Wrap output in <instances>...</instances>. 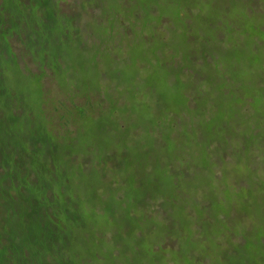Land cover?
Wrapping results in <instances>:
<instances>
[{
    "label": "trees",
    "instance_id": "obj_1",
    "mask_svg": "<svg viewBox=\"0 0 264 264\" xmlns=\"http://www.w3.org/2000/svg\"><path fill=\"white\" fill-rule=\"evenodd\" d=\"M189 1L191 7L180 0L184 31L198 18L207 35H183V43L194 46L203 35L211 51L236 57L228 77L237 78L242 92L254 88L259 73L261 97L233 99L228 77L215 65L218 54L192 57L166 41L173 51L165 55L169 73L152 87L127 89L121 78L129 51L119 55L114 47L115 55L108 44L126 42L132 50L150 44L127 29V16L132 28L143 19L159 38H169L158 27L164 17L150 18L159 0H0V264H103L119 255L133 264H239V257L250 264L252 242L264 249V233L254 236L264 209L258 169H264V137L255 138L264 131V19L249 14L260 10L264 17V0H240L244 11L237 6L232 16L230 8L212 6L198 16L206 0ZM106 16L108 27L100 23ZM250 45L257 66L249 55L238 58ZM88 60V76L99 75L96 92L76 75ZM29 63L37 73L28 72ZM154 95L166 105L148 113L155 127L134 125L142 107L152 109ZM91 102L108 117L93 119L98 128L89 140L96 146L82 141L87 131L80 119ZM94 155L96 179L85 170ZM165 239L168 249L161 247Z\"/></svg>",
    "mask_w": 264,
    "mask_h": 264
},
{
    "label": "rangeland",
    "instance_id": "obj_2",
    "mask_svg": "<svg viewBox=\"0 0 264 264\" xmlns=\"http://www.w3.org/2000/svg\"><path fill=\"white\" fill-rule=\"evenodd\" d=\"M240 0H206V4L204 6H200V14L197 13L196 15L200 16L201 14H203L204 10H206V12H209V8L212 6V10L214 11H220L223 10L225 8H230L231 10V16L233 14V12H236L237 10V6L239 7L240 10L244 11V6L240 5L239 3ZM183 3H187L188 7H191L192 5V1L189 0H184ZM183 3H180V0H159V4L156 8V10L154 11L155 14L150 16V18L156 23V20L160 21V19H162L161 17H164L163 23L161 26H158L159 29L161 27L163 33L165 34V31H169V38L166 39H161L159 38V36H157L155 30H153V27H149L147 25V23L145 24V22L142 19L143 25L142 23H138L136 28H132V26H130L129 23H127V20L129 22L130 18L127 16V20L123 23V24H127V29H130L132 31V34L135 35H142L145 34L146 36V40L148 39V41L150 40V44L145 45L140 44L137 47H130L129 45H127L126 42H124V44H122L120 47L118 45L117 40H114L113 45L112 44H108V47L110 48L109 51H113V53L115 55L116 52L121 55L123 53H126L129 51V62L126 63V70L124 71V76L121 78L122 82H124L126 88H134V86H137V88L141 87V88H149L152 87L151 85H157L159 82L158 80H161V75L163 74H167L169 73V70L164 66V62L165 64H169L170 63V59L166 58V51L169 53L171 52L172 54V50L171 49H167L164 45H162V42L166 41L169 42L172 46H174V48L179 49H183V52H188L191 51L192 57H193V53L196 52V56L203 59L205 56H210L212 54H218V56L216 55V63L215 65H218L220 68H222L223 73L222 76L224 77H228V62H231V65L235 66L237 64L236 61V57H234V59H228L227 57H223L222 54L211 51L210 49V44H208L203 35H201L200 39L202 42H198V44L194 45V46H189L186 47V45L183 43V39L181 37H183V35L187 36L188 35H199V34H204L207 35V33L205 31H203V26L204 24H202L199 19H195L194 22H191V20H188L189 23H191V27L192 29L189 30V32L184 31L183 29V24L181 23V20L179 19L180 17V11L182 10L181 8H183L186 4L183 5ZM260 6L264 7V5H261V2L259 4ZM181 7V8H180ZM205 8V9H204ZM238 9V14H241V12ZM195 12V11H194ZM260 12V10L258 11ZM256 12L255 13H249L250 15H252L253 20L255 21H259L260 19H264V17L262 15H259L260 13ZM264 13V12H263ZM183 14H185V12H183ZM262 14V12H261ZM174 19H172V17ZM171 17V18H170ZM233 18L228 17L227 21L232 23ZM249 21H246L247 25L250 27V23L252 22V20L249 18ZM134 20L131 18V23H133ZM222 22V21H219ZM103 26H110V16H106L104 19H102V21L100 22ZM117 25L112 24V30L115 28L117 29L116 31H119V34H122L124 31V28L121 26L120 29L116 27ZM126 26V25H125ZM223 29V27H222ZM224 30V29H223ZM115 31V33H116ZM117 35V33H116ZM136 37H140V36H136ZM152 37V38H151ZM138 38H134V40H136ZM116 48V52H115V48ZM130 49V50H129ZM253 47L250 46H246L245 49H241L242 53L241 55H239V60H244L245 61V57L247 55H249V57H252V63L257 66L259 65L258 62L260 61L258 59L259 54L256 53L255 51L252 50ZM180 51V50H179ZM181 52V51H180ZM238 53V49L235 48L234 50V56H236ZM176 58H178V61L181 60L180 57H178V55L176 56ZM211 59V58H210ZM203 62V60H201ZM86 66L82 69H80L77 72V76H80L82 79L86 78L89 79L91 81V84L89 86V92L90 90H95V92L97 91V86H98V81L97 79H99V75L93 74L92 76H88V69L91 68L92 64L91 62L88 60L86 61ZM251 63V64H252ZM220 64V65H219ZM251 64H247V65H251ZM241 63L239 65V67H241ZM27 70L29 72V70L32 73H37V68L32 65L31 63L28 64L27 66ZM219 67H216L217 69ZM141 69V72H140ZM152 69V70H150ZM164 69V70H163ZM71 70H75V66H73L71 68ZM254 71V68H249L248 69V73H252ZM258 75L259 73H256V77H255V86L252 89H247V91H242L241 92V86L237 80V78L235 79V81H231V77H228V82L226 83V87L230 90L229 94L232 96L233 99L238 100L240 98V95L247 97V95L249 96H253L255 95L256 98L261 97V90L259 89V83H258ZM238 76H240V73H238ZM38 78H40V76H32V82L37 80ZM172 78H176L175 76H172ZM138 79H140V82H135ZM222 78H218V80L220 81ZM175 79H171V83L169 85V89L172 92H176L177 93V88L176 86H174V84L177 83V81H174ZM203 80H211L210 77L208 75L203 77ZM107 81H110L107 79ZM45 82L47 83V80H45ZM158 82V83H157ZM157 83V84H156ZM239 86L240 90L236 87V85ZM113 85H115L113 83ZM48 87H50V85H48ZM156 87H153V89ZM222 88V87H221ZM33 92H34V96L35 98L38 97V91L40 89L39 85L35 84L33 87ZM80 92L85 95V90L83 88L80 89ZM155 93H159L158 90H156ZM162 94V93H161ZM151 98L154 99V101H151L150 99L148 100V102H151L153 107L152 109H146V106L141 109H143L141 111V113L138 116V119L133 123L134 125L140 124V127H145V128H152L155 127L156 125V120H154L153 118L150 119L149 114L150 111H158L160 109L163 108V105H165L164 101L162 100V98H158L157 95L152 96ZM141 102V101H140ZM140 102H137L133 105V108H135ZM241 107V106H240ZM173 108L175 109H179L180 106H178L177 104L173 106ZM245 111H251L252 108L248 107L244 105ZM85 111L86 114L84 117H81L80 119V123L81 125L86 129L85 131H87V133H85L82 136V141H86L89 142L91 144H93L94 146L97 145V143L93 140H89V138H91L94 133L96 128H98L96 125H93V119L94 117L97 116V118H100L98 115H103L104 117H107L105 114L101 113L98 108L96 103L91 102L89 104V108H87V106L85 107ZM63 114H67L66 111L63 112ZM65 119L67 118L68 114L65 115ZM48 118L51 119L52 115L49 114ZM108 118V117H107ZM252 119H256V116H254ZM143 121V122H142ZM256 122V121H255ZM262 123H258V125H260ZM74 126V125H73ZM81 126V127H82ZM116 123L114 121L111 122L110 128H115ZM241 135V132L239 133V136ZM260 136L264 137V131L259 135L256 136L255 138L258 139L260 138ZM109 141V140H108ZM234 141L236 142V144L238 146H242V144H240V140L239 138L235 137ZM110 142V141H109ZM261 142H264V139H262ZM98 152L100 151V149H97ZM160 152V151H159ZM87 156V155H86ZM97 159H99V156H93L92 158H90V164L88 166H85V170L86 172V176L87 177H92L93 179L98 178V174H100V164L98 163ZM98 163L97 165H91L92 162ZM257 164V163H256ZM263 166H261V168H258L259 171L261 173H264V169H262ZM85 175V174H84ZM244 185V184H243ZM256 213L260 214L259 211H255ZM259 217H256V222L255 225L258 226V228H255L256 232L254 233V236L258 237L259 234L264 233V209H262L261 212V219H258ZM99 229H103L102 227H98ZM112 238L113 242L114 240L117 241V235L116 234H112ZM110 236V235H109ZM261 236V235H260ZM109 238V237H108ZM168 240V243H167ZM148 241V240H147ZM143 241V247L144 245L148 244V242ZM157 241V239L155 240V242ZM170 240L169 239H165L162 244L161 247L163 249H168L170 247ZM255 243V247H254V251L250 254V257L254 258L253 259V263L250 264H264V249L260 248L258 246V243L256 242H252ZM150 245H152L151 242H149ZM159 248V247H158ZM106 253V252H105ZM171 254L175 253L170 251ZM199 253V252H197ZM207 253V252H206ZM106 255V254H105ZM145 255H146V251H144V254H142V260L145 259ZM212 255V253H207V258H210ZM248 256V254H246ZM107 259V258H106ZM194 260V259H192ZM195 261V260H194ZM248 261L246 260V258H241L239 257V264H245V262ZM113 263H109V262H104L103 264H133V262L127 260L125 257L119 255V257L112 261ZM139 264V263H138ZM209 264H213L212 261Z\"/></svg>",
    "mask_w": 264,
    "mask_h": 264
}]
</instances>
